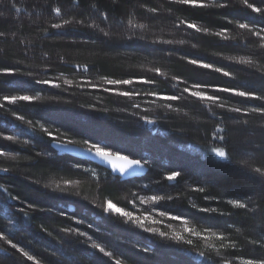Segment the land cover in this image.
I'll use <instances>...</instances> for the list:
<instances>
[{"label": "trees", "instance_id": "obj_1", "mask_svg": "<svg viewBox=\"0 0 264 264\" xmlns=\"http://www.w3.org/2000/svg\"><path fill=\"white\" fill-rule=\"evenodd\" d=\"M201 2L212 4L213 0ZM249 2L264 9V0ZM215 3H225L227 7H191L176 4L174 0H0V33H4L0 36V81L10 82L0 89V103L8 109L0 108V150H11L9 156L0 157V169H9L6 174L0 172V184L7 186V193L0 191V231L10 235L13 243L28 250L41 264H114L116 258H121L122 264H218L221 261L231 264L238 256L264 259V246H261L264 244L261 239L264 236V211L261 210L264 186L260 183L264 177L252 171V167H264V127H261L264 117L259 114L244 117L213 109L217 113L223 111L228 128L226 147L231 154L228 163L206 151L207 145L219 141L212 139L216 121L209 117L201 101L187 93L184 94L186 99L179 101L143 95L148 89L161 94L178 92L171 87L176 82L173 77L209 85L247 82L249 87L258 88L264 84L261 71L264 48L260 47L264 42L238 27V23L262 27L264 17L253 13L242 0H215ZM57 7L61 10L60 16L54 11ZM153 8L156 11H150ZM181 19L195 23L201 31L179 24ZM64 20L70 23L64 24ZM130 20L145 27L133 28ZM53 23L62 24V28H52ZM218 31H225L228 39L216 36ZM104 32L109 35L105 36ZM168 39H183L186 43H153ZM242 56L251 59L253 64L239 63ZM192 57L224 66L233 76L224 77L190 65L187 60ZM233 57L236 59H229ZM4 68L12 69L13 74L5 75ZM155 68L161 69V75H156ZM45 78L60 87L35 84V79ZM127 78L134 81L150 78L156 83L134 82L132 86L104 83V79ZM66 80L71 81V86ZM185 86L179 85L180 88ZM128 87L141 90V95L135 98L140 108H132L127 98L117 97L114 91H104L105 88ZM25 88L30 90L25 92ZM37 92L41 99L31 105L28 102L7 105L3 101L4 94L34 95ZM237 101H242L241 106L262 103L230 97V103ZM165 104L172 108L164 107ZM176 108L179 111L173 110ZM16 115L33 121L35 131H30L26 122L16 120ZM140 116L153 119L155 123L144 124ZM230 116L248 123L235 124L227 119ZM40 124L53 135H59L57 142H64L67 137L74 145L85 147L82 139L91 138L122 149L121 154L129 158L143 157L148 161V172L141 178L129 180L114 177L109 171L105 176V169L56 151ZM6 135L18 139L8 141L4 139ZM24 140L30 143L25 145ZM38 152L46 155L38 156ZM246 160L252 167L243 165ZM85 169H95L100 175L93 178ZM170 169H180L183 175L174 186L165 187L169 182L163 177ZM66 179L76 182L70 190L79 191L81 196L61 194L44 187L56 183L63 186ZM200 185L206 187L205 193L190 190L189 186ZM154 192L170 193L179 199L156 205H141L136 199V208L145 211L158 208L194 218L200 226L222 231L229 238L224 243L235 242L237 250L222 249L221 255L216 256L214 251L205 249L209 259L202 260L196 252L202 249L204 241H197V248L163 241L124 224L118 213L105 215L96 206L105 199H112L117 206L135 211L129 203L133 199L131 194L146 196ZM9 194L16 195L18 200L7 199ZM208 195L215 199L205 200ZM234 198L247 202L249 208H232L227 200ZM189 199L200 206L217 207L228 215L198 212L189 204ZM29 204L34 205L35 210L28 208ZM21 209L28 211L27 218ZM77 218H83L85 223L75 224ZM89 222L93 228L87 226ZM69 226L85 231L87 236L60 231ZM159 227L170 232L179 230L180 225L165 219ZM92 242L102 244L117 255L112 259L104 257L91 248ZM211 243L220 245L219 241ZM0 264H32V261L0 241Z\"/></svg>", "mask_w": 264, "mask_h": 264}, {"label": "snow or ice", "instance_id": "obj_2", "mask_svg": "<svg viewBox=\"0 0 264 264\" xmlns=\"http://www.w3.org/2000/svg\"><path fill=\"white\" fill-rule=\"evenodd\" d=\"M176 4L180 5H189L191 7H199V8H207L209 6H218L221 8L227 7V4L225 3H215V0H213L212 4H206L201 2V0H174ZM242 3L247 8H250L253 13H260L262 17H264V9L254 6L253 3H250L249 0H242ZM19 11V9H17ZM57 16H60L61 10L59 7L54 9ZM150 11H156V9H150ZM64 24L70 23L69 20H64ZM130 26L135 28H144V24H133L132 21H129ZM179 24H186L187 28L194 29L196 32H200L201 28L198 27L195 23L192 22H186L185 20L181 19L179 21ZM179 24L177 27H179ZM52 28L60 29L62 28V24L60 23H53L51 25ZM238 27L240 29H246L248 30L253 36H258L262 42H264V26L257 28L255 24L250 23H238ZM103 31V30H102ZM203 31L207 32V29H203ZM226 31V30H225ZM225 31H218L215 33L216 36H220L224 39H228V36L225 35ZM4 33H0V36H3ZM105 36H108V32H104ZM131 38V34L130 37ZM143 37H141L142 39ZM162 42L164 44H174L178 43L183 45L186 43L185 40H163V41H153V43ZM193 47H196L195 44L192 45ZM261 48H264V43H261ZM171 51V50H167ZM229 59H236V58H229ZM238 62L241 64L246 65H252L253 61L247 57H239ZM187 63L190 65H194L197 68L200 69H207L211 72L219 73L220 75L224 77L231 78L233 76V73L229 70H226L224 66H217L214 62L211 61H205L199 57H192L187 60ZM5 75H12V69L10 68H4ZM87 71V69H85ZM157 76L161 75V69L155 68L154 69ZM262 73H264V68L261 69ZM30 75V74H29ZM173 79L176 81L171 85L173 89H178V92H173L172 94H161L158 91H153L152 89L145 90L143 92V95L145 96H158L163 100L168 101H179L182 99H186L184 96L185 93L188 94L190 97H194L197 100L201 101L203 104V107L207 109L208 115L211 119H214L216 121L212 139L213 141H219V143H212L206 146V151L211 153L214 158H216L219 161L224 162H231V154L227 151V136H228V128L225 124V118L223 116V111H227L229 113H239L242 114L244 117L249 116L250 114H259L261 117H264V84H262L258 88H251L249 87L247 82L244 83H238L235 85L228 86L227 83L225 84H219V85H209L201 81H192L189 82L186 79H181L179 77H173ZM134 82H139L143 84H154L156 83L153 79L150 78H138L136 81H134L133 78H127V79H104V83L106 85L110 86H132L134 85ZM10 82L8 81H0V89L3 87H6ZM66 84L71 86V81H65ZM36 85H49L53 88H59L60 85L57 83H52L49 79H35ZM184 84L187 85L183 88H180L179 85ZM93 87H97V85L93 84ZM30 89L25 88L23 91L27 92ZM104 91H114V94L117 97H123L127 98V100L130 103V106L132 108H140V104L135 99L137 96L141 95V90L137 89L135 87H128V88H113L108 89L105 88ZM214 93H228L229 96H218ZM240 97L244 100H258L261 101V105H249V106H241L242 101H237L235 103H230V97ZM41 99V96L37 92V94H4L3 95V101L6 102L7 105H16L18 102H28V104H32L35 101H39ZM164 107L166 108H172L171 105L165 104ZM0 108H3L5 110V104L0 103ZM219 108L223 110L220 113L215 112L213 109ZM176 111H179L178 108L173 109ZM13 114H15V109H12ZM16 120H19L21 122H26L28 125V129L30 131H35V128L33 126V121L28 120L25 121V117L22 115H16ZM140 120L144 122V124L147 125H153L155 121L153 119H148L146 116H140ZM228 120H232L235 124H245L247 125V120H240L238 117H227ZM39 127L43 131L44 134H46L49 138V142L51 143L53 148L60 149L62 152H71L73 149L70 147V145L74 144L75 142L71 138H65L63 143H57L59 140V135H53L51 131H49L48 128H45L43 124H40ZM261 127H264V124H261ZM5 140L8 141H16L18 138L14 135H6L4 136ZM23 143L25 145H28L30 143L29 140H24ZM82 143L85 146L83 148V153L89 156H92L94 159H97L101 162L103 165L110 166L111 172L113 174H119V176H133L137 175L139 172H142L148 164V161L144 159L143 157L137 159V158H129V155L127 154H121L123 151L122 149H114L111 148L108 144L102 143L100 140H93L91 138H83ZM11 150H0V157H7L10 155ZM38 156L46 155L44 153H37ZM12 159H16V156H12ZM143 161V162H142ZM243 165L247 167H252L251 163L249 161H243ZM78 167V166H77ZM9 171L8 168L0 169V172L7 173ZM87 173H90L91 177L95 178L100 175L98 171L95 169H85ZM252 171L255 173H258L261 177H264V167H252ZM107 175V169H105V176ZM183 172L180 169H170L167 170L163 179L167 180L169 182L168 185L165 187H171L174 186L175 182L177 181V178L182 176ZM38 182V181H34ZM74 181L71 179H66L63 181V186L60 183H56L54 186L50 184H45V188H51L54 192H59L61 194H67V195H76L81 196V193L79 191L72 192L70 189L75 186ZM99 183V181H97ZM154 183H161L160 181H155ZM261 185L264 186V180H261ZM147 187V186H145ZM190 187L191 191L198 192V193H205L207 191L206 187L203 185H200L198 187ZM0 191L7 193V186L4 184H0ZM133 199L129 200V203L132 204L133 210H129L123 207L117 206L112 199H105L101 203L97 204V207H100L102 209V212L105 215H110L113 213H118L119 216L123 219V223L133 226L137 229H140L144 233H150L152 235L158 236L163 241H171L173 243H176L178 245H184L189 248H197L199 245L196 243L197 241H204V245L202 249L198 252H196V255L199 256L202 260L209 259V256L206 254L205 249H207L209 252L214 251L216 256L221 255L222 249L230 248L232 251L237 250V245L235 242H229L228 244H225L224 241L228 240L229 238L224 235L222 231L213 230L211 226L204 225L200 226L196 223L194 218H189L186 216H182L180 214L168 211V210H161L158 208H150L149 210L145 211L139 208H136L135 200L138 199L139 203L141 205H148L151 203V205L159 204L162 201H173L175 199H179V196L174 197L170 193H164L159 194L158 192H154L151 195L146 196H139L137 193L131 194ZM84 199H87V197H83ZM7 199H10L12 201H17L18 197L14 194H9L7 196ZM205 200H213L215 197L208 195L204 197ZM189 204L196 208L198 212L206 213V214H217L221 216L228 215L227 212H221L218 210L217 207H205L200 206L197 203H195L194 199H189ZM227 204L231 205L234 209H247L249 208V205L247 202H241L239 198L234 199H228ZM28 208H31L35 210L34 205H28ZM264 211V208L261 209ZM24 217H28L29 213L28 211H25L24 209L20 210ZM167 219L171 222H179L180 228L179 230L172 229L169 231L161 230L159 227L164 223V220ZM75 224L80 225L85 223L83 218H77L74 221ZM89 228H93V224L89 222L87 224ZM167 227H170L168 225ZM60 231L66 234H72L79 237H85L87 236V233L85 231H81L75 227H62L60 228ZM237 233H239L240 229H236ZM49 235H52L51 232L48 233ZM89 240H91V237H88ZM262 240H264V236L261 237ZM0 241H3L4 243L8 244L11 248H15L17 252H19L23 257H25L28 261H32V264H41V261H39L33 254H30L28 250H25L21 247H18L16 243L12 242V239L10 238V235H6L5 231H0ZM211 241H219L220 245L217 247L215 243H211ZM249 243H255V241L249 240ZM91 248L97 250L98 252L102 253L104 257H108L109 259H112L117 254L113 251H108L105 249L102 244L97 242L91 243ZM261 246H264L262 244ZM135 247V245H133ZM144 251H150V249H144ZM242 251V249H241ZM122 256V254H120ZM225 261L227 258H224ZM114 264H122L121 258H116L114 260ZM218 264H224V261L218 262ZM231 264H264V259H252V258H245L242 256L236 257V260L231 262Z\"/></svg>", "mask_w": 264, "mask_h": 264}, {"label": "water", "instance_id": "obj_3", "mask_svg": "<svg viewBox=\"0 0 264 264\" xmlns=\"http://www.w3.org/2000/svg\"><path fill=\"white\" fill-rule=\"evenodd\" d=\"M152 126V125H151ZM57 143H63V142H57ZM70 147L73 149V151L71 152H62L60 149H56L54 148L56 151L62 153V154H66V155H69L73 158H76V159H79V160H83V161H88L102 169H107V171H109L111 173L112 176L114 177H118L122 180H129V179H134V178H141L143 176L146 175V173L148 172V167L145 166L144 170L142 172H139L137 175H133V176H124V177H121L119 176V174H113L111 172V168L110 166H107V165H103L101 164V162L97 159H94L92 156H89V155H86L83 153V146H78V145H70Z\"/></svg>", "mask_w": 264, "mask_h": 264}]
</instances>
